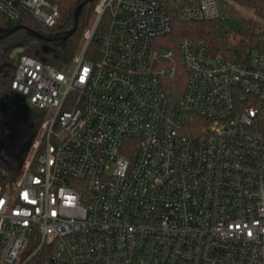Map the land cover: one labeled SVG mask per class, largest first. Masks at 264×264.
Instances as JSON below:
<instances>
[{
    "label": "built area",
    "instance_id": "2783aa9c",
    "mask_svg": "<svg viewBox=\"0 0 264 264\" xmlns=\"http://www.w3.org/2000/svg\"><path fill=\"white\" fill-rule=\"evenodd\" d=\"M167 5L222 17L220 0H97L73 69L17 57L12 88L48 119L0 172V264H264V49L175 46ZM24 12L61 17L0 0L6 20Z\"/></svg>",
    "mask_w": 264,
    "mask_h": 264
},
{
    "label": "trees",
    "instance_id": "16d2710c",
    "mask_svg": "<svg viewBox=\"0 0 264 264\" xmlns=\"http://www.w3.org/2000/svg\"><path fill=\"white\" fill-rule=\"evenodd\" d=\"M53 1L61 10V17L53 26L42 25L29 12H24L17 23L0 15V36L16 26H21L0 39V102L11 97L20 98L12 88L16 58L19 55L27 54L59 69H66L73 64L74 58L83 47L86 36L96 20L97 0L87 2L83 6L76 30L66 39L63 36L74 27L75 11L83 0ZM167 8L172 22L168 40L175 46L181 39H202L206 42L210 54L241 63L247 61L251 49H264V0H220L222 17L211 20H187L181 16L176 5H167ZM228 17L234 19L236 25L231 24ZM32 30L39 32L44 38L32 34ZM90 46L94 48L97 45L92 40L89 48ZM23 102L26 108L28 107L24 120H20L25 123V127L21 128V134L11 133V142L0 148V172L16 174L31 156L29 154L37 136L41 135V146L44 144L48 113L33 107L25 99ZM27 125L36 129L29 136L30 132H26ZM27 137L29 139H25ZM21 141L22 145L26 144L24 150L18 147ZM11 147L20 157L9 151Z\"/></svg>",
    "mask_w": 264,
    "mask_h": 264
},
{
    "label": "flooded vegetation",
    "instance_id": "af4514ba",
    "mask_svg": "<svg viewBox=\"0 0 264 264\" xmlns=\"http://www.w3.org/2000/svg\"><path fill=\"white\" fill-rule=\"evenodd\" d=\"M21 98L22 97H11L0 102V141L6 137L7 133V137L13 133V131H11L12 128H9L12 125L21 123L20 120L23 121L28 112V107L26 108V104L23 102L24 98L22 100ZM8 119L12 120L8 122ZM8 129L10 131H8Z\"/></svg>",
    "mask_w": 264,
    "mask_h": 264
},
{
    "label": "rangeland",
    "instance_id": "374dc122",
    "mask_svg": "<svg viewBox=\"0 0 264 264\" xmlns=\"http://www.w3.org/2000/svg\"><path fill=\"white\" fill-rule=\"evenodd\" d=\"M228 21L231 23V24H234V25H236V21L234 20V19H232V18H230V17H228ZM92 29V28H91ZM90 29V30H91ZM89 35H90V33H88L87 34V36H86V39L89 37ZM17 59V58H16ZM69 70H71V69H73V64H71V66H69V68H68ZM11 118V117H10ZM12 119H8V122L9 121H11ZM28 127H26V132H27V134H28V136L30 135V134H32L33 132H35V128H33V127H30V125H27ZM15 127V128H14ZM25 127V123H18V124H15V125H12L9 129H11L12 128V130L11 131H13V134L14 133H16V134H21L22 133V131H20L21 130V128H24ZM8 129V131H10ZM31 130V131H30ZM25 132V131H24ZM5 133H7V132H5ZM24 134V133H23ZM7 135H8V133H7ZM7 135H6V137H4V139H1V141H0V148L3 146H5L6 147V144L8 145V142L10 143L11 141H10V139H9V136L7 137ZM25 139H29V137H27V138H25ZM40 139H41V135H39V136H37V138L35 139V142H34V144H33V147H32V151L30 152V154L29 155H31L30 157H32V155L34 154V152L36 151V148H37V145H38V143H39V141H40ZM22 143V141L20 142V143H18V147H20V150H24L25 149V147H26V144L25 145H22L21 144ZM17 145V144H16ZM16 145H14V147L16 146ZM13 147V148H14ZM10 152H13V153H15V155L16 156H18V157H20V154H18V153H16V151L14 152V150H12V147L10 148V150H9Z\"/></svg>",
    "mask_w": 264,
    "mask_h": 264
},
{
    "label": "water",
    "instance_id": "95a60500",
    "mask_svg": "<svg viewBox=\"0 0 264 264\" xmlns=\"http://www.w3.org/2000/svg\"><path fill=\"white\" fill-rule=\"evenodd\" d=\"M94 0H83L79 5L78 7L76 8V11H75V25L74 27L68 31L67 34H65L63 36L64 39L68 38L69 35H71L77 28V24H78V18H79V15L81 13V9L83 8V6L87 3V2H92ZM21 26H16L15 28H13L11 31L7 32L6 34H9L10 32H12L13 30H16V29H19ZM6 34H3L0 36V39L3 38ZM32 34L34 35H37L38 37L40 38H44V36L42 34H40L39 32L35 31V30H32Z\"/></svg>",
    "mask_w": 264,
    "mask_h": 264
}]
</instances>
